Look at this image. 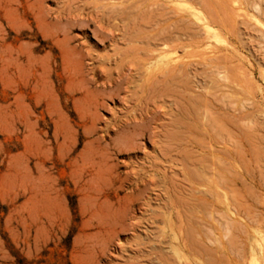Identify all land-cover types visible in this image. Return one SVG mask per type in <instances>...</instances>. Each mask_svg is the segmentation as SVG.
Segmentation results:
<instances>
[{
    "label": "rangeland",
    "instance_id": "rangeland-1",
    "mask_svg": "<svg viewBox=\"0 0 264 264\" xmlns=\"http://www.w3.org/2000/svg\"><path fill=\"white\" fill-rule=\"evenodd\" d=\"M0 264H264V0H0Z\"/></svg>",
    "mask_w": 264,
    "mask_h": 264
},
{
    "label": "bare ground",
    "instance_id": "bare-ground-1",
    "mask_svg": "<svg viewBox=\"0 0 264 264\" xmlns=\"http://www.w3.org/2000/svg\"><path fill=\"white\" fill-rule=\"evenodd\" d=\"M122 10L124 11V9H122ZM125 10H126V9H125ZM133 11H134V9H133ZM135 11H136V10H135ZM169 35H170V34H169ZM167 36H168V35H167ZM170 37H171V36H170ZM172 37H173V36H172ZM172 37H171V38H172ZM168 40H169V39H168ZM170 40H171V39H170ZM165 52H166L167 54L162 55L163 57H168V56L171 54V51H170V50H169V51H165ZM183 62H184V61H183ZM183 62H182V63H183ZM178 63H179V62H178ZM184 63H186V62H184ZM184 63H183L182 65H184ZM189 63H191V62H189ZM141 64H142V63H141ZM169 64H170V62H167V63H166L167 66H169ZM176 64H177V63H175V65H172V67H169V69H167V68H165L166 70L164 69L165 73H164V74L162 73V74L164 75V76L162 77V81H163V82H165V83H166V82H167V83H168V82H169V83H173V84H175L176 86H178V85L180 84V83L178 84V82H180V81L178 80L179 77H180L181 75H182V76H186V75H185V74H186V71H185V74H184V67H183V66H179V64H177V65H176ZM189 65H190V64H188L187 66L189 67ZM191 66H192V65H191ZM191 66H190V67H191ZM185 69H187V67H186ZM167 70H168V71H167ZM187 70H188V69H187ZM189 72H190V71H189ZM142 73H143V72H142ZM183 74H184V75H183ZM187 74H188V73H187ZM199 75H200V73H199ZM180 78H183V77H180ZM182 81H183V80H182ZM177 84H178V85H177ZM166 85H167V84H166ZM180 85H182V83H181ZM184 85H185V83H184ZM180 87H181V86H180ZM178 89H179V88H178ZM175 90L177 91V89H175ZM180 90H182V89H180ZM180 90H179V91H180ZM177 92H178V91H177ZM181 92H182V91H181ZM175 93H176V92H174V95H175ZM177 94H178V93H177ZM177 94H176V95H177ZM179 94H180L179 96L181 97L182 93H179ZM176 95H175V96H176ZM177 96H178V95H177ZM184 97H185V96H184ZM184 97H183V98H184ZM176 98H177V97H176ZM244 118H245V117H244ZM242 120H243V119H242ZM204 123H205V122H204ZM200 126H201V125H200ZM201 130H202V129H201ZM209 136H210V135H209ZM223 136H224V135H223ZM186 137H187V136H186ZM188 137H190V136L188 135ZM217 138H218V137H217ZM187 139H188V138H187ZM222 139H223V138H222ZM189 140L192 141V138L189 139ZM229 140H230V139H229ZM186 141H187V140H186ZM197 141H198V140L195 139V142H197ZM215 141H216V140H215ZM184 143H185V142H184ZM186 143H187V142H186ZM189 143H190V142H189ZM189 143H188V144H189ZM196 145H197L199 148H200V147H205L204 143H201L200 141H198ZM211 146H212V148H211ZM209 147H210V149H212V151H213V148H214L213 145L211 144V145H209ZM214 149H215V148H214ZM170 150H171V149H170ZM185 155H187V154H185ZM188 155H189V154H188ZM188 155H187V156H188ZM187 156H186V157L184 156V157H185V158H188L189 156H188V157H187ZM202 157H203V156H202ZM186 160H187V159H186ZM212 162H213V161H212ZM213 163H214V162H213ZM185 164H186V163H185ZM214 164H216V162H215ZM213 169H214V168H213ZM238 251H240V250H238ZM233 252H234V251H233Z\"/></svg>",
    "mask_w": 264,
    "mask_h": 264
}]
</instances>
